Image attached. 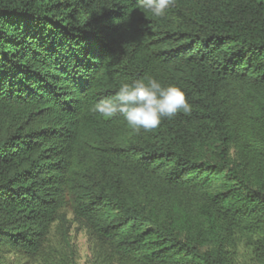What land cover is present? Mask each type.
Listing matches in <instances>:
<instances>
[{
    "label": "trees",
    "instance_id": "16d2710c",
    "mask_svg": "<svg viewBox=\"0 0 264 264\" xmlns=\"http://www.w3.org/2000/svg\"><path fill=\"white\" fill-rule=\"evenodd\" d=\"M149 76L191 114L92 111ZM68 205L88 264H264V0H0V264H78Z\"/></svg>",
    "mask_w": 264,
    "mask_h": 264
},
{
    "label": "clouds",
    "instance_id": "9594fccd",
    "mask_svg": "<svg viewBox=\"0 0 264 264\" xmlns=\"http://www.w3.org/2000/svg\"><path fill=\"white\" fill-rule=\"evenodd\" d=\"M152 16L164 19L167 9L175 0H138ZM92 111L103 118H122L135 134L158 128L165 119L173 120L178 114H191V105L181 88L163 85L154 77L122 82L110 98L97 102Z\"/></svg>",
    "mask_w": 264,
    "mask_h": 264
},
{
    "label": "rangeland",
    "instance_id": "374dc122",
    "mask_svg": "<svg viewBox=\"0 0 264 264\" xmlns=\"http://www.w3.org/2000/svg\"><path fill=\"white\" fill-rule=\"evenodd\" d=\"M59 215L64 217L67 221V225L70 226L69 229V238L70 241L74 244V247L77 251V262L78 264H88L87 259L91 252L92 241L89 239L87 231L83 226L76 220L74 217L71 208L66 206L63 208ZM60 220L54 222L51 226V231L49 234L50 241H58V232L57 229L60 226ZM10 258H14L16 264H34L35 262L31 259L27 260L23 257H16L11 255Z\"/></svg>",
    "mask_w": 264,
    "mask_h": 264
}]
</instances>
